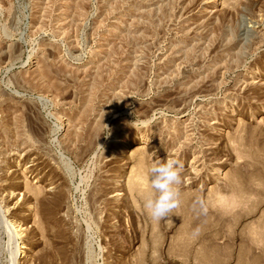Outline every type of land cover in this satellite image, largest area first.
I'll list each match as a JSON object with an SVG mask.
<instances>
[{"label":"rangeland","instance_id":"1","mask_svg":"<svg viewBox=\"0 0 264 264\" xmlns=\"http://www.w3.org/2000/svg\"><path fill=\"white\" fill-rule=\"evenodd\" d=\"M0 264H264V0H0Z\"/></svg>","mask_w":264,"mask_h":264},{"label":"clouds","instance_id":"2","mask_svg":"<svg viewBox=\"0 0 264 264\" xmlns=\"http://www.w3.org/2000/svg\"><path fill=\"white\" fill-rule=\"evenodd\" d=\"M154 155V153H153ZM182 165L176 159H153L148 168L151 192L144 201L146 212L155 220H163L179 206ZM199 232L197 231L196 235Z\"/></svg>","mask_w":264,"mask_h":264},{"label":"bare ground","instance_id":"3","mask_svg":"<svg viewBox=\"0 0 264 264\" xmlns=\"http://www.w3.org/2000/svg\"><path fill=\"white\" fill-rule=\"evenodd\" d=\"M78 10H79V8H77ZM141 9V8H140ZM78 10H76V11H78ZM78 13H79V11H78ZM81 13V12H80ZM138 19V18H137ZM141 24V23H140ZM107 46V45H106ZM107 50V49H106ZM49 66V65H48ZM47 65L45 66V68L43 67L42 69H49V68H47L48 67ZM106 66V65H105ZM42 67V66H41ZM39 72H40V70H38ZM43 71V73H45L44 72V70H42ZM97 72V71H96ZM42 73V74H43ZM47 73V72H46ZM40 74V73H39ZM46 75H48V74H46ZM44 76V75H43ZM96 81H97V79H96ZM98 82V81H97ZM95 83V82H94ZM93 83V84H94ZM96 86H98V83L97 84H95ZM101 85V84H100ZM90 86H92V85H90ZM95 86V87H96ZM90 89V88H89ZM94 89V88H93ZM94 91V90H93ZM88 92L89 91H87V94H88ZM91 93V92H90ZM87 96H89V95H87ZM86 96V97H87ZM91 96V95H90ZM92 97V96H91ZM114 101H116V100H114ZM89 100L88 99H85L84 100V104L81 106L82 107V111L83 112H81V113H79V114H77L76 113V115H74V116H72V118H70L69 120H71V122L69 123V124H71L72 123V125H70V126H72L73 127V130H71V132H70V136L68 137V141H69V143H71V145L72 144H75L76 142H79V141H85L87 144H88V146L90 147L91 146V144H93L94 143V141H95V138H98V137H96L97 135H99V130L101 129V127L102 126H106V124H104L105 122H103V120L102 119H97V120H90L89 122L90 123H87V121H86V119L85 118H87L86 117V114L88 115L89 113H88V111L86 110L87 108L86 107H88L89 108ZM91 103V102H90ZM110 103V102H109ZM82 104V103H81ZM83 107H84V109H83ZM89 110V109H88ZM79 111H81V110H79ZM107 111V110H106ZM105 111V112H106ZM87 112V113H86ZM104 112V113H105ZM103 113V114H104ZM107 113V112H106ZM91 114V113H90ZM98 115V114H97ZM105 115V114H104ZM90 116V115H89ZM99 116V115H98ZM102 116V115H101ZM100 116V117H101ZM104 117V116H103ZM102 117V118H103ZM69 118V117H68ZM93 119V118H92ZM150 119V118H149ZM92 121V122H91ZM69 122V121H68ZM84 123H86V124H84ZM145 123V122H144ZM83 124H84V126H83ZM69 126V127H70ZM136 128V127H135ZM130 129H132V128H130ZM101 131V130H100ZM69 132V131H68ZM135 132V131H134ZM98 133V134H97ZM147 138V137H146ZM67 142V141H66ZM68 143V144H69ZM85 143V144H86ZM99 143V142H98ZM82 144V143H81ZM70 145V144H69ZM76 145V144H75ZM74 145V146H75ZM120 145V144H119ZM86 146V145H85ZM156 147V146H155ZM155 147H153V149L155 148ZM86 150V149H85ZM159 151H161L160 150V148L158 147V149L156 148V150L155 151H153V152H155V153H157V152H159ZM160 153V152H159ZM105 172V171H104ZM141 177V176H140ZM223 201H224V199H223ZM222 202V201H221ZM223 203V202H222ZM23 249L25 248V246H23L22 247ZM22 252V251H21Z\"/></svg>","mask_w":264,"mask_h":264}]
</instances>
